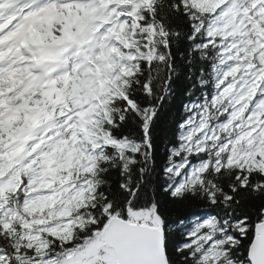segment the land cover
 Wrapping results in <instances>:
<instances>
[{
	"label": "snow or ice",
	"instance_id": "1",
	"mask_svg": "<svg viewBox=\"0 0 264 264\" xmlns=\"http://www.w3.org/2000/svg\"><path fill=\"white\" fill-rule=\"evenodd\" d=\"M0 264H264V0H0Z\"/></svg>",
	"mask_w": 264,
	"mask_h": 264
}]
</instances>
